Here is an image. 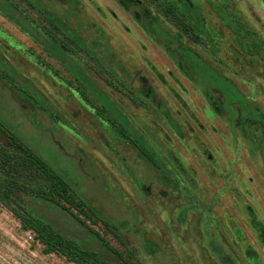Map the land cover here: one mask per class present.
I'll use <instances>...</instances> for the list:
<instances>
[{
    "label": "rangeland",
    "instance_id": "374dc122",
    "mask_svg": "<svg viewBox=\"0 0 264 264\" xmlns=\"http://www.w3.org/2000/svg\"><path fill=\"white\" fill-rule=\"evenodd\" d=\"M0 122L90 207L23 197L84 249L118 261L91 229L131 264H264V0H0ZM45 249L0 202V264H75Z\"/></svg>",
    "mask_w": 264,
    "mask_h": 264
},
{
    "label": "trees",
    "instance_id": "16d2710c",
    "mask_svg": "<svg viewBox=\"0 0 264 264\" xmlns=\"http://www.w3.org/2000/svg\"><path fill=\"white\" fill-rule=\"evenodd\" d=\"M166 11L176 18L183 30L193 34L195 43L199 42V34L204 35L205 40L208 42L212 40L210 35L202 31L200 27L196 26L194 31L191 27L185 25L173 13L171 5L166 7ZM186 54L189 56V61H194L191 62L193 72L207 80L210 85L219 88L224 93L227 103L234 99L230 95L228 96L217 82L231 89L232 95H235L236 100L245 105V110L247 109L246 102L232 85L212 73L196 55L189 52ZM22 93L26 99L36 103L33 96L25 92ZM80 98L94 109L97 116L104 119L101 110L90 104L86 95L81 94ZM112 126L114 127V125ZM130 142L142 158L146 159L155 168H159L160 164L143 142L137 138L130 139ZM24 196L55 204L86 226L84 221L71 211V209H74L77 213L86 215L84 208L90 209L86 202L77 197L70 184L60 173L56 172L43 158L0 122V202L17 217L22 227L34 233L35 238L45 246L46 252L56 251L75 264H131L106 244L97 232L91 229H89L90 233L98 238L108 251L113 252L118 257V261L105 259L100 253L86 250L75 241L64 237L34 215L32 210L26 206L23 200ZM103 224L109 232L118 237L116 225L111 222L109 217H103Z\"/></svg>",
    "mask_w": 264,
    "mask_h": 264
},
{
    "label": "flooded vegetation",
    "instance_id": "af4514ba",
    "mask_svg": "<svg viewBox=\"0 0 264 264\" xmlns=\"http://www.w3.org/2000/svg\"><path fill=\"white\" fill-rule=\"evenodd\" d=\"M190 67H191V69H192V66L190 65ZM193 71V70H192ZM196 75V74H195ZM196 76H198V75H196ZM200 79H203V80H205L204 78H202V77H200V76H198ZM207 83H208V85H210L209 84V82L207 81V80H205ZM211 87H214V88H217L216 86H212V85H210ZM218 90H219V88H217ZM222 97L224 98V101H225V103L226 104H230V103H238L240 106L242 105V103H240V101H238V100H236V101H231V102H226V100H225V95H224V93H222ZM243 98V97H242ZM244 99V98H243ZM245 101V100H244ZM260 154H261V156H262V161L264 162V138H263V142H262V144H261V148H260Z\"/></svg>",
    "mask_w": 264,
    "mask_h": 264
},
{
    "label": "crops",
    "instance_id": "0c3cea01",
    "mask_svg": "<svg viewBox=\"0 0 264 264\" xmlns=\"http://www.w3.org/2000/svg\"><path fill=\"white\" fill-rule=\"evenodd\" d=\"M229 259V258H228Z\"/></svg>",
    "mask_w": 264,
    "mask_h": 264
}]
</instances>
